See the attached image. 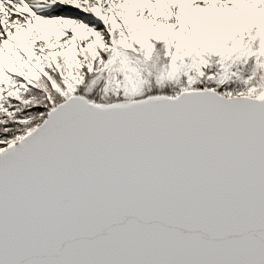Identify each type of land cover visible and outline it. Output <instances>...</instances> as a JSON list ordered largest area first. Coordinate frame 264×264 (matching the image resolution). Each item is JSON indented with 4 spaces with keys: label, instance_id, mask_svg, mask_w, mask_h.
Returning a JSON list of instances; mask_svg holds the SVG:
<instances>
[{
    "label": "snow or ice",
    "instance_id": "obj_1",
    "mask_svg": "<svg viewBox=\"0 0 264 264\" xmlns=\"http://www.w3.org/2000/svg\"><path fill=\"white\" fill-rule=\"evenodd\" d=\"M0 264H264V0H0Z\"/></svg>",
    "mask_w": 264,
    "mask_h": 264
}]
</instances>
